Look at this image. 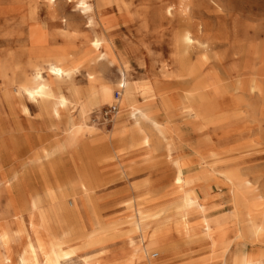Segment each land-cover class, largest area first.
I'll list each match as a JSON object with an SVG mask.
<instances>
[{
    "label": "rangeland",
    "instance_id": "rangeland-1",
    "mask_svg": "<svg viewBox=\"0 0 264 264\" xmlns=\"http://www.w3.org/2000/svg\"><path fill=\"white\" fill-rule=\"evenodd\" d=\"M262 223L264 0H0V264H264Z\"/></svg>",
    "mask_w": 264,
    "mask_h": 264
},
{
    "label": "bare ground",
    "instance_id": "bare-ground-1",
    "mask_svg": "<svg viewBox=\"0 0 264 264\" xmlns=\"http://www.w3.org/2000/svg\"><path fill=\"white\" fill-rule=\"evenodd\" d=\"M191 39H190V34L188 31H185L181 36H180V41H179V62L180 64L184 62L185 58L187 57L188 53H189V49L191 47ZM191 56V55H190ZM58 72H59V69H53L52 70V73L55 74V75H58ZM127 90L125 92V102L127 103V105L130 107V109H132L133 111L131 112L132 115H136L137 113L134 114V111L137 110L136 109V105H135V100L132 96V93H131V88H130V84L128 83L127 85L125 84ZM43 88L44 86L43 85H39L35 91H32L30 93V96L38 103L40 104L41 106L44 104V100H45V96L43 95ZM119 88H124V86L120 85ZM112 91V89H111ZM62 92V91H61ZM39 105V106H40ZM59 105L61 106V108L63 109H66V110H69L72 106L75 105V99H74V96L73 95H66L64 93H61L60 97H59ZM120 106V109H121V103H119ZM119 113V112H118ZM140 136H141V133H140ZM128 140L126 139H122L119 141L118 144H125ZM43 155V154H42ZM49 154L47 153V156ZM52 155V154H51ZM45 156V157H47ZM49 157V156H48ZM43 158V157H42ZM78 159V158H77ZM46 162V161H45ZM80 163V161H79ZM50 164V163H48ZM53 168V166H52ZM52 174V172H51ZM84 174V172H83ZM85 176V175H84ZM53 178V177H52ZM54 181V179H53ZM60 181V180H58ZM54 185H55V182H53ZM64 183V182H63ZM69 183V182H68ZM67 183V184H68ZM61 184V183H60ZM58 185V184H57ZM62 186V185H61ZM60 186V187H61ZM71 188L73 189L74 192H76L77 194H83V193H86V192H89L90 191V187L83 181H81L80 179H76L75 181L71 182ZM69 187V185H68ZM70 188V187H69ZM66 185L64 187L61 188V192L62 193V196H63V199L65 200V197L67 195L66 193ZM71 190V189H70ZM60 193V192H59ZM59 195V194H57ZM57 198V197H56ZM60 199V198H59ZM62 200V198H61ZM63 200V201H64ZM37 203V202H36ZM33 206H36V204ZM40 207V206H39ZM187 207L190 208V209H197L199 207V204L197 202V200H190L187 204ZM63 209L66 213H71V211L68 210V208L66 207L65 204H63ZM70 209V208H69ZM60 211V210H59ZM47 213H48V210H47ZM69 213V214H70ZM187 225V223H186ZM137 227V226H136ZM139 228V227H138ZM138 228H136V231L138 230ZM133 229L130 228L129 231ZM135 229V228H134ZM71 231V230H70ZM128 231V233H129ZM135 231V232H136ZM72 232V231H71ZM131 232V231H130ZM264 232V224H258L255 226L254 228V234L256 236L259 237V235H261L262 233ZM134 233V231H133ZM116 235V234H115ZM111 233H105L103 232L100 236H98L97 238H93L91 240H89L88 242L84 243V244H79V246L75 247V248H70V249H63L62 246H58V252L56 253V258L61 261V260H65L66 258H69L76 250H78L79 247H90V246H96V245H101V243L105 241V239H111ZM203 237H208V238H211L212 235L210 234L209 232V229H207L205 232H204V235ZM113 239V238H112ZM254 245V244H253ZM252 245V246H253ZM30 246H31V250L35 256V259L37 260L38 264H39V260H38V254H37V249H36V246L34 245L33 242H30ZM261 252V251H260ZM68 261V260H67ZM71 260H69L70 262ZM255 263V258L254 256H249L247 257L246 260H244V262H242L241 264H254ZM42 264V263H41Z\"/></svg>",
    "mask_w": 264,
    "mask_h": 264
},
{
    "label": "built area",
    "instance_id": "built-area-1",
    "mask_svg": "<svg viewBox=\"0 0 264 264\" xmlns=\"http://www.w3.org/2000/svg\"><path fill=\"white\" fill-rule=\"evenodd\" d=\"M120 97H121V89L115 92V97H114L115 102H118ZM118 112H119V106L117 103H114L112 105H109L107 109L104 110L103 114L104 116L113 117V115H116ZM156 256L157 254L154 255V257Z\"/></svg>",
    "mask_w": 264,
    "mask_h": 264
}]
</instances>
